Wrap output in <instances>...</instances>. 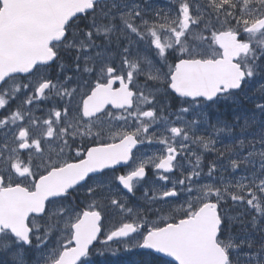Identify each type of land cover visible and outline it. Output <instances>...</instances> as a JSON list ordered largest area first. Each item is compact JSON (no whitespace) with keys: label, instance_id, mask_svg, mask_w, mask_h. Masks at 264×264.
<instances>
[{"label":"snow or ice","instance_id":"1","mask_svg":"<svg viewBox=\"0 0 264 264\" xmlns=\"http://www.w3.org/2000/svg\"><path fill=\"white\" fill-rule=\"evenodd\" d=\"M264 264V0H0V264Z\"/></svg>","mask_w":264,"mask_h":264},{"label":"trees","instance_id":"2","mask_svg":"<svg viewBox=\"0 0 264 264\" xmlns=\"http://www.w3.org/2000/svg\"><path fill=\"white\" fill-rule=\"evenodd\" d=\"M111 258H107L106 261L100 263L102 260H98L97 264H108V261L110 260ZM100 261V262H99Z\"/></svg>","mask_w":264,"mask_h":264},{"label":"bare ground","instance_id":"3","mask_svg":"<svg viewBox=\"0 0 264 264\" xmlns=\"http://www.w3.org/2000/svg\"><path fill=\"white\" fill-rule=\"evenodd\" d=\"M99 262H100V261H99ZM100 263H102V261H101Z\"/></svg>","mask_w":264,"mask_h":264}]
</instances>
